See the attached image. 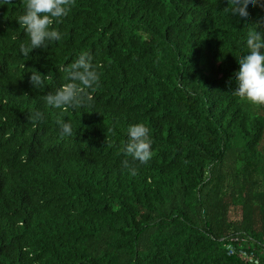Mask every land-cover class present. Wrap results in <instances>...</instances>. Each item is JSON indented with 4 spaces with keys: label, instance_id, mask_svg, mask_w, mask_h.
I'll use <instances>...</instances> for the list:
<instances>
[{
    "label": "trees",
    "instance_id": "1",
    "mask_svg": "<svg viewBox=\"0 0 264 264\" xmlns=\"http://www.w3.org/2000/svg\"><path fill=\"white\" fill-rule=\"evenodd\" d=\"M25 3L0 0V264H253L230 242L264 264V105L232 79L264 7L244 24L227 0H69L61 39L25 56ZM85 52L91 105H46ZM134 123L144 164L124 152Z\"/></svg>",
    "mask_w": 264,
    "mask_h": 264
},
{
    "label": "clouds",
    "instance_id": "2",
    "mask_svg": "<svg viewBox=\"0 0 264 264\" xmlns=\"http://www.w3.org/2000/svg\"><path fill=\"white\" fill-rule=\"evenodd\" d=\"M264 7V0H227V11L237 21L248 23L250 7L256 4ZM69 0H26L22 13L16 18L22 25L27 39L19 44L22 55L36 48L45 47L47 43L59 41L61 33L52 27L53 22H59L67 15ZM247 51L237 56L239 67L235 70L234 94L243 98L252 105H264V32L250 30L244 39ZM67 83L42 97L44 103L54 109L65 107L88 108L90 98L85 94L84 88H91L98 84L99 74L92 63L88 53H81L70 65L65 68ZM29 82L33 89L42 86L41 72H32ZM83 86V88L81 87ZM32 119H44L40 111L32 114ZM60 136L72 133V125L67 120L57 118L55 121ZM151 138L149 129L143 123L130 124L126 129V143L124 152L133 161L144 164L151 159ZM135 175L136 168L129 167L128 161L122 162Z\"/></svg>",
    "mask_w": 264,
    "mask_h": 264
},
{
    "label": "built area",
    "instance_id": "3",
    "mask_svg": "<svg viewBox=\"0 0 264 264\" xmlns=\"http://www.w3.org/2000/svg\"><path fill=\"white\" fill-rule=\"evenodd\" d=\"M235 238H236V237H234L233 240H237V239H235ZM231 240H232V239H231ZM227 250H228V253H229V254H231V253H236L237 255L246 258L247 261H249L250 263H253V264H258V263H259V259H258V257H257L256 254L254 253V251H252L251 249L243 248V247H239L238 249H235L234 246L232 245V242H230V243L227 245Z\"/></svg>",
    "mask_w": 264,
    "mask_h": 264
}]
</instances>
